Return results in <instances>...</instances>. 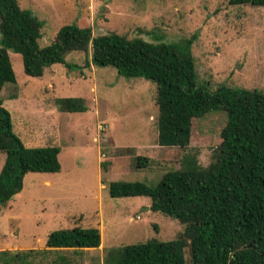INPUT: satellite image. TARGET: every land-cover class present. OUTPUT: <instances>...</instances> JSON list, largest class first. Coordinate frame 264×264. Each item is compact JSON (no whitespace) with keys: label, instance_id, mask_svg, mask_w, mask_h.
<instances>
[{"label":"rangeland","instance_id":"374dc122","mask_svg":"<svg viewBox=\"0 0 264 264\" xmlns=\"http://www.w3.org/2000/svg\"><path fill=\"white\" fill-rule=\"evenodd\" d=\"M17 3L42 22L39 48L67 24L89 28L92 36L114 33L152 43L190 40L197 80L208 89L218 85L264 89V5L232 6L228 0ZM8 57L15 83L3 85L0 99L10 115L12 131L25 147H57L60 168L53 174L26 173L20 192L0 207V252H8L5 257L9 258L36 251L18 264H103L121 258L127 245L151 238L175 239L182 225L159 212L142 211L133 197L110 198L106 192L98 203L99 180L152 187L164 172L177 169L186 154L207 166L220 143L224 113L191 119L187 147L158 149L152 82L124 78L111 67H83L81 52L65 54V62L76 67L54 64L40 78L23 73L19 54L8 52ZM68 97L82 99L86 110L59 112L55 99ZM147 155L151 158L144 167L137 166L136 157ZM3 161L0 152V168ZM75 225L99 229L101 247L45 248L48 233Z\"/></svg>","mask_w":264,"mask_h":264},{"label":"trees","instance_id":"16d2710c","mask_svg":"<svg viewBox=\"0 0 264 264\" xmlns=\"http://www.w3.org/2000/svg\"><path fill=\"white\" fill-rule=\"evenodd\" d=\"M232 6L261 7L264 0H228ZM42 22L17 0H0V91L14 84L8 52L19 54L23 73L40 78L54 64L66 69L65 54H84L83 67H111L124 78H142L155 85L157 145L185 148L191 119L222 111L225 123L219 145L207 166L184 155L175 170L162 174L154 186L114 181L106 185L110 198L147 197L149 210L175 219L182 231L175 239L151 238L127 245L121 258L103 264H264V89L218 85L210 90L198 82L190 40L147 42L108 33L92 36L89 28L61 26L53 40L39 48ZM81 68L80 66H77ZM59 112L82 113L80 98H56ZM0 99V207L22 188L26 173H57V147H25L13 133L10 116ZM146 157H136L144 167ZM96 228L56 230L48 233L45 248L95 249ZM34 250L5 257L3 264L24 263Z\"/></svg>","mask_w":264,"mask_h":264},{"label":"crops","instance_id":"0c3cea01","mask_svg":"<svg viewBox=\"0 0 264 264\" xmlns=\"http://www.w3.org/2000/svg\"><path fill=\"white\" fill-rule=\"evenodd\" d=\"M10 116V115H9ZM10 121H11V118H10ZM11 128H12V124H11ZM21 141V140H20ZM112 144H113V142H111ZM110 143V144H111ZM156 147H158V149H160V146H158L157 144H156ZM149 149L151 148V147H148ZM144 157H146V158H148L149 156L147 155V156H144ZM149 158H151V157H149ZM107 168H108V166H107ZM109 182H102L101 180H99V183H98V191H99V193H100V197H98L97 199H96V201L98 202V203H100L102 200H103V198H104V196H105V193H106V190H105V188H106V185L108 184ZM44 184H46V185H48V182L47 181H45L44 182ZM22 189V188H21ZM106 197V196H105ZM134 199H135V201H137V206H140V207H142V211H144V212H146V213H149V212H151L150 210H149V205H150V200H149V198H147V197H133ZM129 220H131V218H128V221ZM76 226V225H75ZM74 227V226H73ZM98 231H99V229H98ZM99 247H101L100 245H99ZM59 251V250H58ZM73 251H75V250H73Z\"/></svg>","mask_w":264,"mask_h":264}]
</instances>
